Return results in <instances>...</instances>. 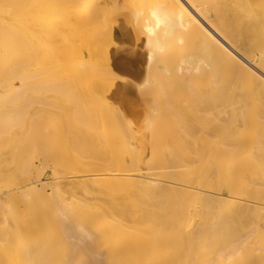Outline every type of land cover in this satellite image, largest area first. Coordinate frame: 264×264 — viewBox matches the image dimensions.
<instances>
[{"label":"bare ground","instance_id":"bare-ground-1","mask_svg":"<svg viewBox=\"0 0 264 264\" xmlns=\"http://www.w3.org/2000/svg\"><path fill=\"white\" fill-rule=\"evenodd\" d=\"M133 106L169 183L119 172L139 149ZM28 131L61 149L56 174L93 172L52 181L38 210L16 164L38 144ZM15 136L0 149V264L12 250L11 264H264V0H0V140Z\"/></svg>","mask_w":264,"mask_h":264},{"label":"rangeland","instance_id":"rangeland-1","mask_svg":"<svg viewBox=\"0 0 264 264\" xmlns=\"http://www.w3.org/2000/svg\"><path fill=\"white\" fill-rule=\"evenodd\" d=\"M74 33V32H73ZM67 36H69V35H72V33H70V31L69 32H67V33H65ZM73 35H75V34H73ZM70 37V36H69ZM56 45V44H55ZM54 48H55V46H53ZM58 47V45H56V48ZM53 48V50H55ZM58 49V48H57ZM59 50V49H58ZM57 50V51H58ZM60 51V50H59ZM58 53V52H57ZM243 63H245L244 61L243 62H241V64L243 65ZM246 64V63H245ZM84 85H80V88H82ZM74 88V87H73ZM75 88H76V86H75ZM85 89V88H84ZM61 90V89H60ZM63 90V89H62ZM72 91V93H74L75 91H73V89H71ZM76 91H77V93L78 92H81L82 90L80 89V91L79 90H77V89H75ZM86 90V89H85ZM84 91V90H83ZM82 91V92H83ZM76 93V92H75ZM80 94V93H79ZM35 100H36V97H33ZM134 107V106H133ZM132 107V108H133ZM141 111H140V108L138 107V106H136V107H134L133 108V111L131 112V113H129L128 115H125V121H126V123L128 124V128L129 129H131L132 131H131V133H132V135L133 136H135V139H133V140H131V142H132V145L135 143V145H133L134 147H133V149L135 150V149H137V148H139L138 150H136V151H138L139 152V154H141L142 155V158H140V156H138V152H135V154H136V156H135V158H133V159H135L136 160V162H137V166L138 167H136V165L135 164H133L132 165V163L131 162H133L134 163V160L132 161L131 160V158L132 157H127L130 161H128V159H126V164H127V166H128V162H129V166L128 167H122V168H120L121 170L119 171L120 173L122 172H125V173H129V174H132L134 177H139L140 175H147L146 174V170L148 171V169L150 170V167H152L151 168V170L153 171L154 169L155 170H157V169H160V170H162L161 171V173H160V179H161V182H163V183H169V180L171 179V180H173L172 179V177L170 178V176H168L166 173L168 172V171H175V168H172V164L170 165V164H162L164 167H162L160 164V157H158L157 155L155 156L154 154H157V153H155V151L154 150H151V143H150V140L152 139V137L154 138L155 136H153L152 135V133H153V131L151 132V131H149L148 129H146V122L143 120V117H142V114L140 113ZM133 113H135V114H133ZM137 113V114H136ZM139 114V115H138ZM136 115H137V118L136 119H134V117H136ZM134 116V117H133ZM141 118H140V117ZM133 117V118H132ZM139 117V118H138ZM129 119V121H127ZM134 119V120H133ZM143 120V121H142ZM57 121H60V123L62 122L60 119L59 120H57ZM55 122V125L57 124V123H59V122ZM143 122H145V123H143ZM121 123V122H120ZM125 123V124H126ZM115 124V126L113 125V127H111L112 125H110L108 128H109V130L110 131H115V132H117V130H118V132L120 131V130H122L123 129V125H122V123L121 124H119V126H117L118 125V123H114ZM126 124V125H127ZM54 125V124H53ZM53 125H50V126H44L45 128L44 129H48V128H51V126H53ZM54 125V126H55ZM120 125H122V126H120ZM140 125H141V127H140ZM116 126H117V128H116ZM46 127H48V128H46ZM115 127V128H114ZM145 127V130H142L143 128ZM111 128V129H110ZM141 128V129H140ZM108 130V131H109ZM91 132V131H90ZM89 132V130L87 131V133L88 134H91ZM150 132H151V134H150ZM32 133V132H31ZM31 133H29V131L28 132H26V133H24L25 135H23L22 134V136H23V138L24 139H26V140H35L36 138V141L38 142V144H36V147H34L32 150H33V152H30V151H32V150H28V149H30V147H27V146H25L24 148L26 149L27 148V151H29V152H23L22 154L24 155V157L25 158H23L24 160H22V159H20V160H18L17 161V163L16 164H18L19 166H21V167H23V168H26V167H28V164H29V166L31 167H28L27 168V170L25 171V176L27 177H25L24 176V174H23V177H22V174H20L21 175V178L20 179H23V182H26V181H28V180H30V181H32V182H34L35 184H37V185H35L37 188H40L39 190H38V194H37V196H35V198H34V202L35 203H31L32 205H33V209L34 210H38V209H40V208H42L43 207V205H44V203L46 202V197L48 198H50L51 196V198H53L54 197V195H53V192H54V189L52 190V188L53 187H51L52 186V184L53 183H55V180H56V182H60V180H61V182L60 183H62L63 181H67V180H69L68 182H70V181H72V180H74V178L75 179H82L84 176L85 177H87L88 176V173H93V172H83L84 174L85 173H87V174H83L81 171H77L76 172V170H74V169H72L71 167L70 168H67L66 170H67V173H68V175H67V173H65V174H63V172H65L64 171V169H59L60 170V172L62 171V173H60V175H59V173L58 174H56L57 172V169L58 168H60V167H58L57 169L55 168L56 166H59V156L61 155L60 154V150L61 149H58L57 151H55V152H52L51 153V151L49 150L50 148H49V145L47 144V141L45 140V138H46V136H45V134L43 133V137L42 136H40L41 134H39L38 136L37 135H33V134H31ZM31 134V135H30ZM155 134H156V132H155ZM154 134V135H155ZM30 135V136H29ZM32 135H33V137L34 138H31L32 137ZM151 135H152V137H151ZM19 136H21V135H19ZM22 136L20 137L21 139H23L22 138ZM29 137V139H28V137ZM150 136V137H149ZM39 137H41V138H39ZM16 138V139H15ZM146 140H145V139ZM174 139H176L175 138V136L173 137ZM173 138H171V140H174ZM21 139H18V137L17 136H15V137H12V139H10L9 138V140L6 138V137H2V139L1 140H3L2 142L3 143H1L0 142V149L2 150V151H4L5 149L7 150V149H14L12 146L13 145H17L18 146V144H17V142L18 141H20ZM136 139H138L137 141H136ZM0 140V141H1ZM11 140H13V142H11ZM16 140H18L17 142H16ZM8 142V143H7ZM11 142V144H9ZM138 144H137V143ZM149 144H148V143ZM152 142H153V140H152ZM19 143V142H18ZM7 144H9V146H7ZM41 144V145H40ZM10 145H12V146H10ZM148 146V147H147ZM149 146H151V147H149ZM8 147H10V148H8ZM147 148V149H146ZM65 149H69V154H70V147H68V148H65ZM152 149H153V147H152ZM49 150V151H48ZM62 150H63V148H62ZM119 151H123V149H118ZM46 151V152H45ZM66 151V150H65ZM147 151V152H146ZM152 151H154V153H152V155H151V152ZM51 154H50V153ZM58 152H59V154H58ZM67 152V151H66ZM68 152H67V154H68ZM146 154H145V153ZM10 153V152H9ZM49 153V154H48ZM57 154V155H55V154ZM144 153V154H143ZM37 154V155H36ZM39 154V155H38ZM46 155V156H44V155ZM48 154V155H47ZM52 154H54V155H52ZM2 155H4L5 157H8V155H12V153L11 154H8L7 155V153H5V154H3V152H2ZM49 155H51V157L52 158H50L51 159V161H50V159H47V156H49ZM63 155H65V154H63ZM67 156V155H66ZM134 156V155H133ZM153 156H155V158H157L158 157V159H159V162H158V159H157V162L159 163V167L158 166H156V165H158V164H154V163H157L156 162V159L155 158H153ZM23 157V156H22ZM26 157H29V158H26ZM37 157V158H36ZM50 157V156H49ZM61 157V156H60ZM63 157V156H62ZM144 157L146 158V159H144ZM44 158V159H43ZM54 158V159H53ZM41 159H42V161H41ZM45 159H46V162H47V160H48V164H45L44 162H45ZM55 159H56V161H55ZM140 159L142 160V161H140ZM151 159L152 160H154V161H151ZM36 160V161H35ZM85 160H86V158H85ZM96 160V159H95ZM144 160H145V164H144ZM146 160H147V162H146ZM19 161H20V163L22 162V164L20 165L19 164ZM27 161H28V163H27ZM44 161V162H43ZM55 161V162H54ZM87 161L89 162V161H91L90 163H92L93 162V159H91L90 158V160L89 159H87ZM148 161L149 162H152V164L153 165H155V166H153V165H150L151 163H149V166L147 165L148 164ZM42 162V163H41ZM52 162V163H51ZM86 162V161H85ZM94 162H96V161H94ZM141 164H140V163ZM134 166V167H133ZM149 167V168H148ZM155 167V168H154ZM171 167V168H170ZM38 168V169H37ZM132 168V169H131ZM136 168H138L137 169V171H135L136 170ZM148 168V169H147ZM164 168V169H163ZM53 169V170H52ZM177 169V168H176ZM39 170V171H38ZM56 170V171H55ZM125 170H127V171H125ZM30 171H32V172H30ZM37 171V172H36ZM159 171V170H158ZM176 171H180V169L179 170H176ZM181 171H183L182 169H181ZM27 172V173H26ZM54 174H53V173ZM74 172V173H73ZM154 172H156V171H153V173ZM166 172V173H165ZM30 173V174H29ZM32 173V174H31ZM38 175H37V174ZM40 173V174H39ZM42 173V174H41ZM76 173V174H75ZM82 173V174H81ZM149 175H151L149 172H147ZM152 173V172H151ZM152 173V174H153ZM162 173L164 174V176L162 175ZM56 174V175H55ZM70 174V175H69ZM156 174H157V172H156ZM20 175H19V177H20ZM31 175V176H30ZM36 175V176H35ZM58 175H59V177H58ZM62 175V176H61ZM84 175V176H83ZM54 176V177H53ZM58 177V179H57V177ZM65 178H64V177ZM163 176V177H162ZM31 177V178H30ZM63 177V178H62ZM67 177V178H66ZM162 177V178H161ZM170 178V179H165V178ZM24 178H26V179H24ZM29 178V179H28ZM32 178H36L35 179V181L34 180H32ZM38 178V179H37ZM70 178V179H69ZM48 179H52V180H48ZM165 179V180H164ZM182 179H183V177H182ZM26 180V181H25ZM22 181V180H21ZM53 181V183H51ZM167 181V182H166ZM183 181V182H182ZM40 182V183H39ZM51 183V184H49V183ZM176 182H178V184H180V182H181V184L183 183V184H187V182H185L184 180H178V181H176ZM185 182V183H184ZM33 183V184H34ZM189 184H190V182H188ZM64 184V183H63ZM3 184H1L0 183V188H4V189H1L0 190V192H6L7 191V189L5 188V187H3L2 186ZM50 185V186H49ZM188 185V184H187ZM47 186V187H46ZM68 185H66V187H67ZM42 188H44V190L42 189ZM49 189V190H48ZM203 189V191L204 190H206V189H204V188H202ZM41 190H43V191H41ZM48 192V193H46V191ZM219 192L216 190L215 192L216 193H214V192H205L206 194H211L212 193V195L214 194V196H217L218 198H223V196H225V194L227 193V189H225V186H221L219 189ZM51 191H53V192H51ZM41 192V193H40ZM44 192V195H42V193ZM218 192V193H217ZM48 195V196H46V194ZM2 193H0V195H1ZM223 195V196H222ZM2 196V195H1ZM1 196H0V198H1ZM43 196L45 197V199H43ZM219 196H221V197H219ZM38 197V198H37ZM42 198V199H41ZM1 199H3V198H1ZM1 199H0V201H1ZM44 200V201H43ZM38 202V204H36ZM0 203H2V201L0 202ZM29 205L28 206V208L30 209H32V205ZM1 205V204H0ZM38 205H39V207H38ZM41 206V207H40ZM27 207H21L20 206V209H19V211H16V212H13V213H7L8 214V219H11V217H22V216H25V215H27V211L25 210ZM36 208V209H35ZM23 209V210H22ZM19 213V214H18ZM0 214H2V213H0ZM59 214L60 215H62V217L64 216L62 213H60L59 212ZM10 216V217H9ZM5 224L7 225V223L5 222ZM46 227V228H45ZM50 229V230H49ZM44 232H46V233H44ZM56 233V231L54 232L53 231V229H51L50 227H48V225H44V229H43V235H54V234ZM3 238H6V239H8V241H10V244L11 245H15L16 244V242H15V240L16 239H18V237L11 231V232H8V235H7V237L6 236H4ZM68 241H72L73 242V240L70 238V239H68L67 240V242ZM9 249V250H8ZM8 249H6L5 251L6 252H9V251H11L10 250V248H8ZM20 250L21 249H19L18 250V253H20ZM17 254V251L16 250H12L11 252H10V254L5 258V261L8 263L9 262V264H11L12 262H16L18 259L17 258H15V255ZM10 257V258H9ZM62 258H64V257H61V260H62ZM16 259V260H15ZM65 259V258H64ZM14 260V261H13Z\"/></svg>","mask_w":264,"mask_h":264}]
</instances>
